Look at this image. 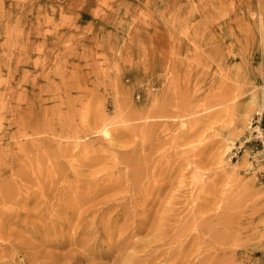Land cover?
<instances>
[{
    "label": "rangeland",
    "instance_id": "1",
    "mask_svg": "<svg viewBox=\"0 0 264 264\" xmlns=\"http://www.w3.org/2000/svg\"><path fill=\"white\" fill-rule=\"evenodd\" d=\"M0 224V264H264V0H0Z\"/></svg>",
    "mask_w": 264,
    "mask_h": 264
},
{
    "label": "bare ground",
    "instance_id": "2",
    "mask_svg": "<svg viewBox=\"0 0 264 264\" xmlns=\"http://www.w3.org/2000/svg\"><path fill=\"white\" fill-rule=\"evenodd\" d=\"M29 127H30V125H29ZM100 132H101V134L102 135H104V136H108L109 135V133H108V131H107V128H105L104 126L102 127V129L100 130ZM29 171V170H28ZM137 173V172H136ZM135 176V175H134ZM132 179H134V178H132ZM140 179V178H139ZM20 191V190H19ZM18 194V193H17ZM2 199V198H1ZM25 199V198H24ZM4 202V201H3ZM21 202V201H20ZM9 203V202H8ZM19 203V202H18ZM16 205H17V203H16ZM11 207V206H10ZM8 209V208H7ZM16 209V208H15ZM18 210V209H17ZM34 210V209H33ZM7 211V210H6ZM25 211V210H24ZM23 212V211H22ZM34 212V211H33ZM15 214V213H14ZM30 214V213H29ZM0 226H1V224H0ZM7 238V237H6Z\"/></svg>",
    "mask_w": 264,
    "mask_h": 264
},
{
    "label": "built area",
    "instance_id": "3",
    "mask_svg": "<svg viewBox=\"0 0 264 264\" xmlns=\"http://www.w3.org/2000/svg\"><path fill=\"white\" fill-rule=\"evenodd\" d=\"M257 128H259L258 125H257Z\"/></svg>",
    "mask_w": 264,
    "mask_h": 264
}]
</instances>
